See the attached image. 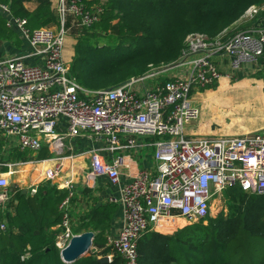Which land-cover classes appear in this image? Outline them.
Listing matches in <instances>:
<instances>
[{"label":"built area","instance_id":"1","mask_svg":"<svg viewBox=\"0 0 264 264\" xmlns=\"http://www.w3.org/2000/svg\"><path fill=\"white\" fill-rule=\"evenodd\" d=\"M54 3L55 29L30 31L25 19L11 18L7 24L17 28L30 52L0 59V137L21 151L46 147L54 154L50 157L54 163L44 168L41 182L68 192L60 204L62 231L56 236L60 251L73 237L67 213L73 181L61 180L65 149L73 151L71 139L88 143L68 157L88 160L82 178L85 185L93 187L106 180L113 189L108 201L120 207L119 227L106 237L111 249L107 262L118 255L123 264H139L138 242L145 233L169 234L206 222L214 201L223 198L228 188L264 195V131L194 138L184 134L186 125L200 115V108L191 104L192 89L211 87L221 77L212 57H231L234 73L264 59V26L228 38L225 32L215 38L190 34L176 63L149 66L143 75L89 91L70 74L63 49L71 29L69 20L76 29H89L103 9L100 5L88 8L82 0ZM0 10L9 14L7 5L0 3ZM263 12L264 4L251 5L241 20H255ZM172 69L178 72L161 82L160 77ZM143 138L149 141L140 142ZM143 148L153 150L152 168L139 163ZM5 165L11 174L14 165ZM9 186V177L0 173L1 210L8 208ZM36 189L32 186L29 193L35 194Z\"/></svg>","mask_w":264,"mask_h":264},{"label":"trees","instance_id":"2","mask_svg":"<svg viewBox=\"0 0 264 264\" xmlns=\"http://www.w3.org/2000/svg\"><path fill=\"white\" fill-rule=\"evenodd\" d=\"M82 2L88 8L100 5L103 12L99 21L83 31L70 72L77 75L88 72L94 81L103 80L104 86L109 82L119 85L143 75L149 66L176 63L188 35L199 33L215 38L239 20L249 6L264 4V0ZM0 3L8 5L16 17L38 23L40 20L35 19L42 10L49 23L56 22L47 4L34 16L23 7L24 0H0ZM113 33L116 35L112 36ZM15 36L0 13V41H12ZM101 38L116 43L104 47L93 44ZM82 41H86L83 50L79 49ZM87 145L84 141L81 149ZM15 158L24 160L26 156L17 153ZM67 195L66 190H58L46 182L33 195L17 192L10 198L12 206L17 201L15 214L0 209V226H4L0 229V264H67L61 260L56 246L59 231L52 230L61 223L59 206ZM224 196L232 204L226 214L208 216L206 223L199 221L171 235L145 233L138 242L139 264H264V195L232 187L225 190ZM109 210L102 206L88 214L90 222L85 227L97 232L93 240L96 246L105 243L103 234L110 219ZM102 253L110 254L111 249L107 247ZM178 253H184V259L176 257ZM70 264H123V261L114 255L111 262L101 263L96 254H90Z\"/></svg>","mask_w":264,"mask_h":264},{"label":"crops","instance_id":"3","mask_svg":"<svg viewBox=\"0 0 264 264\" xmlns=\"http://www.w3.org/2000/svg\"><path fill=\"white\" fill-rule=\"evenodd\" d=\"M46 4L49 8L48 11L51 12L53 18H55L56 20L55 23H49L48 15H43L45 13L42 10L40 17H37L35 19L40 20L38 23L30 21L29 18H20L14 16L10 8L9 14L0 10L2 17L6 21V27L11 29L16 35L15 39H13L12 41H0V59L13 55H26L30 52V46L28 45L26 40L20 37L17 28L7 25L11 18L25 19L27 21V28L30 31L42 27H51L53 29L57 28L58 18L54 10V0H24L23 7L28 11L30 15L35 16L36 14H39L38 9L45 7ZM263 22V14H260L257 19L249 22L242 21L240 17V19L232 25L233 28L230 27L229 29L222 31L220 34L225 32L224 38H228L238 32L247 31L257 26H263ZM68 23L71 29H75L72 21L69 20ZM242 24H246V26L240 28ZM71 29L69 30L68 36H66L63 49V59L66 63H68L69 68L76 54V44L82 37L81 35L83 34V31L87 30H81L78 28L77 30L75 29V38L70 35L72 34ZM212 58L214 64L220 72L221 77L217 81V83L211 87L205 89H192L191 104L200 108V115L196 121H192L188 125H186L184 129V134L186 135V137L194 138L197 136H237L254 133L256 131H264V59H258L255 63H252L249 66H243V69L240 72L238 71L234 73L230 63L231 57L225 54H217ZM31 62L39 66L42 65L39 60H32ZM177 70L178 69H172L167 71L163 77H160L159 80L161 82L167 80L172 75H175V73L178 72ZM84 141L85 140L83 138H78L77 140L71 139L69 142L67 141L72 146L73 151L67 148L65 149L66 151L63 154V157H65V159L63 160V174L61 180L66 181L70 177L73 181V193L72 197L70 198V207L68 211L70 219L69 225L70 229L72 227L71 234L73 236L80 235L85 232H92L95 236L97 232L91 231L90 228L87 229V227H85L90 222L88 214L92 213L93 210H96L102 206H107L110 209V219L105 224V233L103 234L105 242L104 245L96 246L93 241L91 245L93 246V248L97 249L91 254H96L97 258L100 259L101 257H106L107 255H109H104L105 253H102V251L107 248L106 237L109 234H115L119 227L120 207L118 204H113L108 201V197L113 189L106 180H99L93 187H87V185H85L82 178L88 165L87 159L83 157L68 159L70 155L79 153L82 150L81 148L84 146ZM148 141L149 139L143 138L140 142ZM8 149H10L9 152L11 153V155L23 153V155L26 156V159H16L15 157L13 159H5L3 157V153ZM145 149L147 148H143V150ZM150 149L152 150V148ZM40 154L43 155L42 158L37 157ZM53 156L54 154L49 152L46 147H42L39 151L36 152L30 150L21 151L18 147H16L15 144L11 145L0 137V163H4V165L0 167V173L4 174V176L9 177L10 186L8 187V190L11 193L12 199L17 192H26L28 195H32L29 193V190L32 186H37L38 188L39 186L46 183L41 182L44 168L53 165L54 161L50 160V157ZM152 156V153L143 155V157H141L140 159L141 162L139 161L141 167L152 168ZM32 161H39V163L34 164ZM19 162H24L25 164L22 166H18L17 164ZM7 163L14 165L10 169V172H12L11 174L8 171V167L5 165ZM22 171H24V174L28 173V181H30L27 186L23 187L21 186V184H24V181L21 177L17 179L18 181L11 178L13 174H19L20 176H22ZM49 184L51 186H54L51 183ZM14 202V204L16 205L17 201L15 200ZM81 203L83 204V206L81 205ZM15 205L12 206L9 204L8 208L4 211H7L11 215L15 214ZM81 206L84 208V210H81ZM74 219H77V222L75 224ZM59 225H56L52 228V230H58V234H60L62 231ZM182 228H179L176 231ZM73 230H75L76 234H74ZM174 232L162 235H171ZM89 255L90 254L86 256L84 255L82 258Z\"/></svg>","mask_w":264,"mask_h":264},{"label":"rangeland","instance_id":"4","mask_svg":"<svg viewBox=\"0 0 264 264\" xmlns=\"http://www.w3.org/2000/svg\"><path fill=\"white\" fill-rule=\"evenodd\" d=\"M246 26V24H242L241 26H240V28H243V27H245ZM232 27V26H231ZM233 28V27H232ZM239 28V29H240ZM76 29V28H75ZM74 28L73 29H71V32H72V34H70L72 37H75V33H76V30H75ZM229 29V28H228ZM75 32V33H74ZM114 35H116L115 33H113L112 34V36H114ZM80 36V35H79ZM78 36V37H79ZM76 38V37H75ZM94 40V39H93ZM116 43V41H114V40H112L111 41V39H106V38H101V39H99L98 41H97V43H93V44H96V46H98V47H104V46H109V45H113V44H115ZM88 45V44H87ZM84 47H86V41H82L81 42V44L79 45V49H81V50H83V48ZM94 49H96L95 47H93ZM87 62V61H86ZM85 62V63H86ZM84 63V64H85ZM162 67V66H161ZM82 71H84V69L82 70ZM71 73V75L75 78V80L77 81V83L83 88V89H86V90H89V91H92V90H99V89H108V88H111V87H113V86H115V85H117L116 83H114V82H109V83H107L105 86L102 84V81L103 80H98V81H94L93 79V77H92V75L91 74H89L88 72H83L84 73V75L83 74H75L74 72H70ZM104 73V72H103ZM102 73V74H103ZM9 150L10 149H8V150H6L3 154V157L5 158V159H13L14 157H15V155H11V153L9 152ZM150 154V153H152L153 154V150H151L150 148H147V149H145V150H143L142 152H141V155L139 156V157H137V158H141V157H143V155H146V154ZM29 171V170H28ZM22 173H23V175L22 176H20L19 174H16V175H12V177L11 178H13L14 180H17V179H19V177H21L22 179H23V181H24V184H21V186L23 187V186H27L28 184H29V182L30 181H28V179H29V175H27L28 173H25L24 174V171H22ZM28 177V178H27ZM18 181V180H17ZM24 191H26V190H24ZM81 205L83 206V204L81 203ZM230 205H232L231 203H230V201H228V199L224 196L223 198H221V199H216L215 201H214V203H213V206H212V209H211V216L212 217H215L216 215H218L219 213H224V214H226V213H228V211H229V209H230ZM81 206V210H84V208ZM69 207H70V205H69ZM69 207H68V209H67V213H68V211H69ZM68 216H69V213H68ZM70 220V219H69ZM71 222H72V220H71ZM77 222V219H74V224ZM73 224V223H72ZM70 231H72V227H71V229H70ZM63 242V241H62ZM65 243H67L66 241H65ZM95 248H93V246H91V248L88 250V252L85 254V256L86 255H88V254H91L93 251H96L97 249H95ZM100 252V251H99ZM185 253H186V251H185ZM175 256L176 257H180V258H183L184 259V253H178V254H175Z\"/></svg>","mask_w":264,"mask_h":264},{"label":"water","instance_id":"5","mask_svg":"<svg viewBox=\"0 0 264 264\" xmlns=\"http://www.w3.org/2000/svg\"><path fill=\"white\" fill-rule=\"evenodd\" d=\"M93 239L94 234L92 232H85L80 235L73 236L67 246L60 252L62 261L70 264L82 258L91 248ZM98 260L101 263H107L106 257H101Z\"/></svg>","mask_w":264,"mask_h":264},{"label":"bare ground","instance_id":"6","mask_svg":"<svg viewBox=\"0 0 264 264\" xmlns=\"http://www.w3.org/2000/svg\"><path fill=\"white\" fill-rule=\"evenodd\" d=\"M43 164V163H42Z\"/></svg>","mask_w":264,"mask_h":264}]
</instances>
